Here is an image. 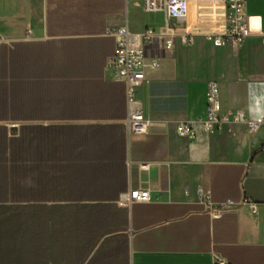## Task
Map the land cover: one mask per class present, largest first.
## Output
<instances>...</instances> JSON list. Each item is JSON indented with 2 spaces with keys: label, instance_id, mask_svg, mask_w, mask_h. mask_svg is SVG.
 Wrapping results in <instances>:
<instances>
[{
  "label": "crops",
  "instance_id": "1",
  "mask_svg": "<svg viewBox=\"0 0 264 264\" xmlns=\"http://www.w3.org/2000/svg\"><path fill=\"white\" fill-rule=\"evenodd\" d=\"M245 12L251 34L215 45L189 18L161 36L141 0H0V264H264V122L180 132L206 115L211 81L223 111L264 119V0ZM125 22L156 30L143 135L112 66ZM139 187L149 200L119 202Z\"/></svg>",
  "mask_w": 264,
  "mask_h": 264
},
{
  "label": "built area",
  "instance_id": "2",
  "mask_svg": "<svg viewBox=\"0 0 264 264\" xmlns=\"http://www.w3.org/2000/svg\"><path fill=\"white\" fill-rule=\"evenodd\" d=\"M135 2L138 0H127ZM147 12H162L165 21V31L160 35H172V29L168 21L172 18L186 20L189 14V6L194 4L199 15L210 17L218 21V31L212 34L215 45H222L225 42L241 44L250 34L245 12L246 0H141ZM112 34L117 39V50L112 57V66L116 70V78L125 82L129 103V115L127 127L129 134L143 135L150 131V121L145 116L140 101L136 98V90L144 81L147 67H156L158 62H146L144 52V41L150 40L156 35V30L147 27L144 31L133 32L125 22ZM184 43L192 41L190 35L182 37ZM165 46L171 48L173 39L163 38ZM208 111L204 117L194 121H184L180 125V132L183 135L196 136L199 127L206 130H222L226 125L229 130L236 123H245L251 132H255L263 120L249 118L241 109L223 111L220 103L218 83L211 81L208 84ZM142 168H148V164H142ZM202 196L210 198L208 192L201 189ZM150 199L148 188H130L122 193L119 202L122 205H129L133 202L147 201ZM243 203L249 205L251 212H256L257 203L251 198L245 197ZM225 206H235V203L228 201Z\"/></svg>",
  "mask_w": 264,
  "mask_h": 264
},
{
  "label": "rangeland",
  "instance_id": "3",
  "mask_svg": "<svg viewBox=\"0 0 264 264\" xmlns=\"http://www.w3.org/2000/svg\"><path fill=\"white\" fill-rule=\"evenodd\" d=\"M191 4L193 5V8H192V10L190 8L188 18L193 23L201 25V27H200L201 29H199V30H211V29L217 30L218 29V21L216 19L199 15L198 10L194 6V4L193 3H191ZM181 24L182 23H180V22L176 23L174 21L169 23L170 27H177Z\"/></svg>",
  "mask_w": 264,
  "mask_h": 264
},
{
  "label": "trees",
  "instance_id": "4",
  "mask_svg": "<svg viewBox=\"0 0 264 264\" xmlns=\"http://www.w3.org/2000/svg\"><path fill=\"white\" fill-rule=\"evenodd\" d=\"M10 260H12V259H0V261H2V262H10ZM23 261H24V259H23ZM25 261H28V259H25Z\"/></svg>",
  "mask_w": 264,
  "mask_h": 264
}]
</instances>
